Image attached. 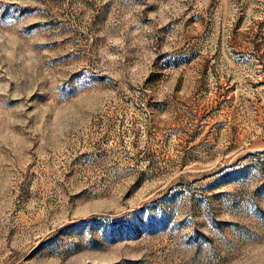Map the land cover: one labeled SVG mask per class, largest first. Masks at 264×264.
<instances>
[{
    "label": "rangeland",
    "instance_id": "obj_1",
    "mask_svg": "<svg viewBox=\"0 0 264 264\" xmlns=\"http://www.w3.org/2000/svg\"><path fill=\"white\" fill-rule=\"evenodd\" d=\"M0 264H264V0H0Z\"/></svg>",
    "mask_w": 264,
    "mask_h": 264
}]
</instances>
